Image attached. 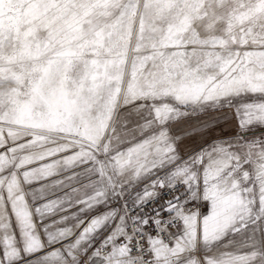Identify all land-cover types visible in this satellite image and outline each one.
I'll use <instances>...</instances> for the list:
<instances>
[{
	"label": "snow or ice",
	"instance_id": "1",
	"mask_svg": "<svg viewBox=\"0 0 264 264\" xmlns=\"http://www.w3.org/2000/svg\"><path fill=\"white\" fill-rule=\"evenodd\" d=\"M253 127L264 0H0V264H264Z\"/></svg>",
	"mask_w": 264,
	"mask_h": 264
},
{
	"label": "rangeland",
	"instance_id": "2",
	"mask_svg": "<svg viewBox=\"0 0 264 264\" xmlns=\"http://www.w3.org/2000/svg\"><path fill=\"white\" fill-rule=\"evenodd\" d=\"M222 123H223V121H222ZM232 128H233L232 123H228V124L223 125V131L225 133L231 134ZM253 133L255 134L256 137L264 136V130H261L259 127H253L251 132L249 133V137H251ZM216 134L219 135V130H217ZM197 203H199V202H197ZM190 207H195V205H190ZM205 211H206V208H205Z\"/></svg>",
	"mask_w": 264,
	"mask_h": 264
},
{
	"label": "built area",
	"instance_id": "3",
	"mask_svg": "<svg viewBox=\"0 0 264 264\" xmlns=\"http://www.w3.org/2000/svg\"><path fill=\"white\" fill-rule=\"evenodd\" d=\"M165 198H167V197H165Z\"/></svg>",
	"mask_w": 264,
	"mask_h": 264
}]
</instances>
